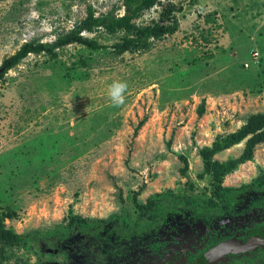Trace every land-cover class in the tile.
Returning <instances> with one entry per match:
<instances>
[{
	"label": "rangeland",
	"instance_id": "374dc122",
	"mask_svg": "<svg viewBox=\"0 0 264 264\" xmlns=\"http://www.w3.org/2000/svg\"><path fill=\"white\" fill-rule=\"evenodd\" d=\"M170 1L182 8L176 13L178 30L148 49L116 55L121 33H83L97 49L73 43L55 49V57L28 54L0 78V211L15 213L5 220L7 228L44 233L65 225L70 214L132 222L139 215L135 203L146 204L165 191L187 202L213 198L219 209L225 206L212 194L210 180L198 176L199 151L215 136L235 132L249 116L264 113V0ZM120 5L121 0H0V72L3 60L23 44L52 43L83 20L89 6L98 17L121 15ZM160 10L152 8L136 23L151 24ZM113 81L128 85L120 107L107 96ZM244 145L213 158H237ZM259 177L264 143L222 187H245L240 195L264 189L252 185ZM184 217L169 214L155 233L128 230L119 240L112 233L103 246L116 253L92 264H148L143 260L149 237L169 236L164 233L182 227ZM36 248L37 257L24 259L87 261L78 245Z\"/></svg>",
	"mask_w": 264,
	"mask_h": 264
},
{
	"label": "trees",
	"instance_id": "16d2710c",
	"mask_svg": "<svg viewBox=\"0 0 264 264\" xmlns=\"http://www.w3.org/2000/svg\"><path fill=\"white\" fill-rule=\"evenodd\" d=\"M154 7L161 8L158 20L144 26L136 23L145 12ZM120 8L123 10L121 15L110 11L105 15L95 17L93 9L89 6L86 17L76 22L71 29L59 35L52 43L30 41L23 44L13 55L3 60L0 78L28 54L38 55L45 52L50 57H55V49L73 43L90 49H97L95 41L90 40L83 33L103 32L111 36L121 33V41L114 45L116 55H120L126 52H139L148 49L154 41L173 35L178 30L179 22L176 18V13L180 12L182 8L170 0H121ZM242 141H245V145L242 153L237 158H229L223 162L213 158L217 153L229 149ZM261 143H264V113H256L249 116L246 122L235 132L217 135L210 146L200 149L199 155L203 168L198 176L210 180V185L213 188L212 194L214 197L220 198L226 208L243 200L237 192H241L240 189L245 187L229 191L222 187L224 178L235 171L239 165L251 161L255 147ZM56 153L58 154V152ZM183 161L185 169H187V162L186 160ZM182 172L185 173V170ZM252 185L264 188V177H259ZM184 202H186V205L182 206L181 204ZM258 202L259 200L256 199L255 205ZM193 203L197 206L194 210L191 209L194 208ZM217 203L218 201L213 198L187 202L181 200L180 196L173 194L171 191H165L151 196L146 204L135 203L139 213L134 220L135 222L128 221L126 218L120 220L117 216H110L103 220H92L80 215L70 214L66 219L65 225L55 226L52 230L44 233L33 231L28 234H18L14 230L7 228L4 223L5 220L14 218L15 213L8 210L7 212L0 211V264H6L11 259L15 260L13 264H33L30 260L24 259V257L26 254L37 257L39 254L36 245L39 243L42 248L49 251L63 250L62 247L78 245L81 250H76L78 253H84V257L87 260L85 264H92L94 258L112 256L116 253L114 248L103 246L104 241L110 243L107 236H111L112 233L118 234V240L121 239L123 234L128 233V230L142 233L143 230L151 228L150 232L155 233L160 230L158 225L162 224L167 216L173 213H178L180 216L185 215V221L191 219L196 222V219L200 220L203 214L211 215L204 212L208 208L210 209L209 211H212L210 213H215L216 209L220 211V206ZM198 205L200 208H198ZM216 213L219 214L220 212ZM197 224L187 225L186 230L184 226L178 228V230L186 232L181 235L184 236L181 237L182 241L185 236H190L192 233V235H195V238L188 244L189 252H191L189 256L192 261L188 257L185 259L186 262L181 264H217L219 260L212 252L211 241L213 235L211 236V233L207 235L208 229L203 227L202 229L196 228ZM194 232L196 233L194 234ZM166 243L172 245L173 239L168 238L167 242L160 244L161 247L165 246ZM209 245L212 248L208 249ZM109 246L111 245L109 244ZM254 258L252 257V259ZM169 264L177 263L174 261Z\"/></svg>",
	"mask_w": 264,
	"mask_h": 264
},
{
	"label": "flooded vegetation",
	"instance_id": "af4514ba",
	"mask_svg": "<svg viewBox=\"0 0 264 264\" xmlns=\"http://www.w3.org/2000/svg\"><path fill=\"white\" fill-rule=\"evenodd\" d=\"M238 195L243 200H240L237 204L229 205L227 208L224 206L222 209H219L220 211L216 209L215 213H211L209 216L203 214L200 220L196 219V222L188 219L187 222H183L182 227L184 226L186 230L187 225L192 226L193 223H198L196 228L202 229L203 227L208 229L207 235H210V233L211 236L213 235L211 241L213 246L212 252H214L219 260L217 264H226L241 258L244 260L242 264H264V244L250 252H242L235 255L219 256L215 249L218 244L225 241L246 240L261 235L264 230V189L253 190L252 192L242 194L243 196ZM256 199L259 200L257 205H255ZM216 212L220 213L217 214ZM173 233L175 235H172ZM183 233L186 232L177 229L171 234L165 232L164 234L169 235L165 237L166 239L157 238L158 236L149 237V239L151 238L149 241L150 245H147L149 247L146 248V255L143 261H148L150 264H169L174 261L177 264H181L186 262L185 259L190 258L189 254H191L188 244L195 238V235H192V233L190 236H185V239L182 241L181 237L184 236L181 235ZM168 238L173 239V244L168 245L170 243H166L165 246L161 247L160 244L167 242ZM212 246L209 245L208 249L212 248ZM252 257L255 258L252 259ZM190 260L192 261V258Z\"/></svg>",
	"mask_w": 264,
	"mask_h": 264
},
{
	"label": "water",
	"instance_id": "95a60500",
	"mask_svg": "<svg viewBox=\"0 0 264 264\" xmlns=\"http://www.w3.org/2000/svg\"><path fill=\"white\" fill-rule=\"evenodd\" d=\"M264 244V230L261 235L246 240H228L218 244L215 249L219 256L250 252Z\"/></svg>",
	"mask_w": 264,
	"mask_h": 264
},
{
	"label": "clouds",
	"instance_id": "9594fccd",
	"mask_svg": "<svg viewBox=\"0 0 264 264\" xmlns=\"http://www.w3.org/2000/svg\"><path fill=\"white\" fill-rule=\"evenodd\" d=\"M128 90V85L123 81H113L107 87V96L113 107H120L125 103V93Z\"/></svg>",
	"mask_w": 264,
	"mask_h": 264
}]
</instances>
